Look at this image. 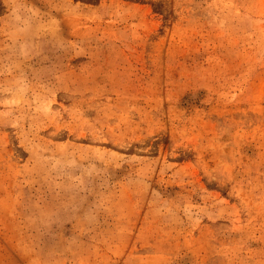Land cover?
<instances>
[{
    "label": "rangeland",
    "instance_id": "374dc122",
    "mask_svg": "<svg viewBox=\"0 0 264 264\" xmlns=\"http://www.w3.org/2000/svg\"><path fill=\"white\" fill-rule=\"evenodd\" d=\"M0 264H264V0H0Z\"/></svg>",
    "mask_w": 264,
    "mask_h": 264
}]
</instances>
